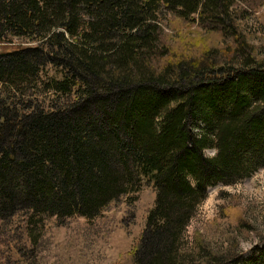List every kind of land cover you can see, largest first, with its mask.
Listing matches in <instances>:
<instances>
[{"label":"trees","instance_id":"1","mask_svg":"<svg viewBox=\"0 0 264 264\" xmlns=\"http://www.w3.org/2000/svg\"><path fill=\"white\" fill-rule=\"evenodd\" d=\"M258 1L0 0V41L27 43L0 53V221L91 219L147 179L145 225L110 264H264V237L247 260L198 231L183 246L206 189L264 165V58L237 22ZM190 27L234 44L194 48Z\"/></svg>","mask_w":264,"mask_h":264},{"label":"rangeland","instance_id":"2","mask_svg":"<svg viewBox=\"0 0 264 264\" xmlns=\"http://www.w3.org/2000/svg\"><path fill=\"white\" fill-rule=\"evenodd\" d=\"M248 5L237 6H247L248 15L239 17L242 20L237 19L248 46L245 49L250 48L257 58H264V0ZM237 8L234 11H238ZM171 17L175 16L167 13L163 22ZM165 31L169 40H172L170 25L165 26ZM186 37L196 39L194 48L214 47L225 43L232 47L234 44L229 38L222 39L216 33L198 28L190 27L180 34L182 41ZM21 41L6 37L0 41V53L17 44H27ZM227 52L224 51V55L219 56L221 64L230 59ZM235 55L230 62L233 66H240L243 54L237 52ZM46 102L47 98L45 104ZM204 152L212 155L214 150L209 148ZM262 168L264 165L258 166L246 177L229 183L219 182L206 189L204 198L196 206L185 229L184 248L189 249L193 236L198 231L204 235L203 242L212 248L208 251L228 252L235 247L242 252L244 260L251 257L254 247L261 246L264 237V202L248 199L243 193L252 192L257 184L264 181V173L256 175ZM130 196L135 199L130 201L127 196H121L91 219L74 214L63 223H59L56 216L48 212H17L8 220L0 221V264L112 263L131 247L145 225L147 210L153 205L155 198L152 182L144 179L140 189ZM206 200L214 212L211 220L204 218L206 210L203 204ZM238 219L242 222L240 227L235 222ZM256 239L260 243H252ZM250 243L252 247L245 251L244 248ZM20 253H23L22 257ZM202 261L195 256L192 264H205Z\"/></svg>","mask_w":264,"mask_h":264},{"label":"clouds","instance_id":"3","mask_svg":"<svg viewBox=\"0 0 264 264\" xmlns=\"http://www.w3.org/2000/svg\"><path fill=\"white\" fill-rule=\"evenodd\" d=\"M260 173H264V168L260 169V172L256 175H259ZM253 181H255V176L253 177ZM243 195L248 199L256 200L258 202H264V181L257 184V186L252 190V192H244ZM203 207L206 210V216L204 218L207 220H211L214 216V212L209 201L206 200L203 204ZM252 243L258 244L260 243V241L259 239H256ZM252 243L248 244L244 248V250L247 251L249 248H251Z\"/></svg>","mask_w":264,"mask_h":264}]
</instances>
